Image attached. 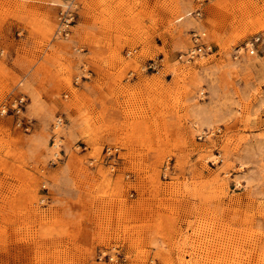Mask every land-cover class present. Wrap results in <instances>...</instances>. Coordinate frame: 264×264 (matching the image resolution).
Here are the masks:
<instances>
[{
	"label": "rangeland",
	"instance_id": "1",
	"mask_svg": "<svg viewBox=\"0 0 264 264\" xmlns=\"http://www.w3.org/2000/svg\"><path fill=\"white\" fill-rule=\"evenodd\" d=\"M54 3L0 0V264H264V0Z\"/></svg>",
	"mask_w": 264,
	"mask_h": 264
},
{
	"label": "built area",
	"instance_id": "2",
	"mask_svg": "<svg viewBox=\"0 0 264 264\" xmlns=\"http://www.w3.org/2000/svg\"><path fill=\"white\" fill-rule=\"evenodd\" d=\"M60 3H54L56 7H58L57 12V20L58 26L56 35L61 38H68L71 34V30L76 21V14L78 11V0H59ZM211 0H196V10L193 12L194 16L197 19H201L203 17V8L204 5L210 2ZM192 42L193 47L186 53L180 56V59L185 58L186 60H193L196 56H200L201 54H206L212 51L211 46L207 43L206 32L202 31V29H194L192 31ZM260 44V37H254L250 41L246 42L243 46L237 47L235 51V56L238 58L244 51H247L250 55H255L258 46ZM23 103V100H20V104ZM62 124L61 120L57 121L56 126H60ZM109 153L110 150H107ZM124 255L120 252H115L108 254L106 251L100 254V260L103 258H108L110 261H116L124 259Z\"/></svg>",
	"mask_w": 264,
	"mask_h": 264
}]
</instances>
